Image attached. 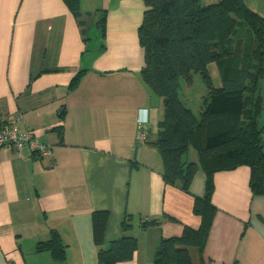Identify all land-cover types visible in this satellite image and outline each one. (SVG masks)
<instances>
[{"label":"crops","instance_id":"0c3cea01","mask_svg":"<svg viewBox=\"0 0 264 264\" xmlns=\"http://www.w3.org/2000/svg\"><path fill=\"white\" fill-rule=\"evenodd\" d=\"M242 2L264 21V0ZM144 10L142 0H80L75 17L64 0H0V124L20 114L18 132L32 131L52 152L41 159L0 150V264H99L98 252L122 237L125 217L132 226L125 235L136 239V250L122 264H152L161 238L199 227L193 205L204 196L205 174L198 169L186 192L166 185L153 145L163 100L142 80ZM103 11L102 36L96 23ZM206 69L220 89L215 64ZM256 95L264 128L259 82L248 97ZM191 150L190 162L198 164ZM212 181L216 212L203 251L188 249L191 263L264 264V195L252 196L249 168L216 172ZM95 213L108 214L102 247L94 242ZM148 220L158 225L140 229ZM53 231L65 247L63 262L35 251Z\"/></svg>","mask_w":264,"mask_h":264},{"label":"trees","instance_id":"16d2710c","mask_svg":"<svg viewBox=\"0 0 264 264\" xmlns=\"http://www.w3.org/2000/svg\"><path fill=\"white\" fill-rule=\"evenodd\" d=\"M64 1L78 17L80 0ZM142 1L145 10L138 28L144 55L142 80L163 100L160 132L153 142L163 164L162 179L186 192L198 169L206 177L204 196L193 205L199 227H184L180 236L161 238L152 264H192L188 249L203 251L216 212L211 204L216 172L248 167L252 196L264 195V128L258 125L262 101L257 95L248 97L264 79V21L242 0H216L208 5L198 0ZM104 14L96 24L101 35ZM209 64H215L220 73V89L212 85L206 69ZM84 74L79 72L71 81L70 91ZM195 75L207 90L199 118L180 97L181 84L190 86ZM190 148L197 153L198 164L183 160ZM107 223V213L93 215L97 247L103 245ZM155 225L156 220H148L139 227L144 230ZM131 227L130 218L125 217L120 227L122 237L110 243L108 250L98 252L99 264L132 260L136 239L125 235ZM35 251L49 253L58 263L65 260V247L54 231L49 240L35 245Z\"/></svg>","mask_w":264,"mask_h":264},{"label":"built area","instance_id":"2783aa9c","mask_svg":"<svg viewBox=\"0 0 264 264\" xmlns=\"http://www.w3.org/2000/svg\"><path fill=\"white\" fill-rule=\"evenodd\" d=\"M21 122V115L17 114L9 118L6 123L0 124V150L12 148L20 155L26 151V153L29 152L41 159H50L52 157L50 147L38 139L32 131L18 132L15 125ZM138 127V141L143 143L146 140L147 132L143 125Z\"/></svg>","mask_w":264,"mask_h":264},{"label":"rangeland","instance_id":"374dc122","mask_svg":"<svg viewBox=\"0 0 264 264\" xmlns=\"http://www.w3.org/2000/svg\"><path fill=\"white\" fill-rule=\"evenodd\" d=\"M203 1H204V3H207L206 0H203ZM208 3H210V2H208ZM87 9H90V8H87ZM94 29H95V27H93V30ZM93 30H91V31H93ZM95 50H97V49H95ZM259 89H260V91L264 97V79L259 81ZM206 91L207 90L205 88V85L203 84V81L201 80V78L198 75L194 76L193 82L190 86L187 87V86H183V84H181L180 96L185 97L188 100V102L190 103V107L192 109V112L195 114L196 118H198L197 111L199 110L200 106L202 105L203 97L206 94ZM263 144H264V138H263ZM193 158H195V153L191 150L190 153H188L187 155L184 156L183 160L188 163L190 161H193Z\"/></svg>","mask_w":264,"mask_h":264},{"label":"water","instance_id":"95a60500","mask_svg":"<svg viewBox=\"0 0 264 264\" xmlns=\"http://www.w3.org/2000/svg\"><path fill=\"white\" fill-rule=\"evenodd\" d=\"M23 155H24V156L26 155V151H23Z\"/></svg>","mask_w":264,"mask_h":264}]
</instances>
